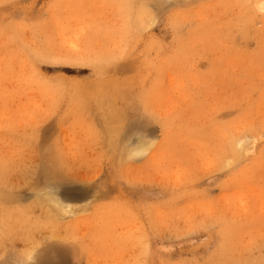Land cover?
Wrapping results in <instances>:
<instances>
[{"label": "rangeland", "instance_id": "374dc122", "mask_svg": "<svg viewBox=\"0 0 264 264\" xmlns=\"http://www.w3.org/2000/svg\"><path fill=\"white\" fill-rule=\"evenodd\" d=\"M0 237V264H264V0H0Z\"/></svg>", "mask_w": 264, "mask_h": 264}, {"label": "bare ground", "instance_id": "6f19581e", "mask_svg": "<svg viewBox=\"0 0 264 264\" xmlns=\"http://www.w3.org/2000/svg\"><path fill=\"white\" fill-rule=\"evenodd\" d=\"M123 125V124H122ZM142 141V142H141ZM140 142H141V144L138 146L137 144V146H138V149L136 148V147H133L132 148V146H131V149L130 148H128V149H130V151L132 152V153H134V154H136V153H138V154H140L141 152H143V151H146V148H147V144H146V142H143V140H141ZM242 144H243V142H242ZM144 153V152H143ZM142 154V153H141ZM50 196V195H49ZM54 200V199H53ZM50 202V204L52 205V206H54L57 210H58V212H56V214L58 213H60L61 212V214H63V212H62V206H59L58 204H56V205H54L55 203H53L54 201H52V199H50V197H49V199H48V203ZM61 214H60V216H61ZM25 223V222H24ZM18 224V223H17ZM26 225V224H25ZM22 227V226H21ZM53 228V227H52ZM53 230V229H52ZM58 230V229H57ZM20 231V230H19ZM54 232V231H53ZM57 232V231H56ZM55 232V233H56ZM23 233V232H22ZM33 233V232H32ZM29 234V233H28ZM63 234V233H62ZM61 235V234H60ZM16 236V235H15ZM30 236V235H29ZM36 236V235H35ZM34 236V237H35ZM54 236H57V235H54ZM63 236V235H62ZM1 238V237H0ZM8 238V237H7ZM10 238V237H9ZM54 238V237H53ZM29 239V238H28ZM36 239H37V237H36ZM25 241H26V239H25ZM32 241V240H31ZM34 241V240H33ZM1 242V241H0ZM31 243V242H30ZM24 244H25V242H24ZM27 245V244H26ZM29 245V244H28ZM35 245V244H34ZM32 246V245H31ZM28 249H30V248H28ZM33 249H35V248H33ZM33 251H35V250H33ZM30 253H31V251H30ZM32 255V254H31ZM5 261L7 262V260L5 259ZM5 262V263H6Z\"/></svg>", "mask_w": 264, "mask_h": 264}]
</instances>
